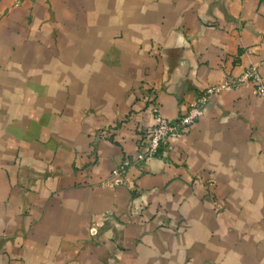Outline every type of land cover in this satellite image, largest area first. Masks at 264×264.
I'll return each mask as SVG.
<instances>
[{"label":"crops","instance_id":"obj_1","mask_svg":"<svg viewBox=\"0 0 264 264\" xmlns=\"http://www.w3.org/2000/svg\"><path fill=\"white\" fill-rule=\"evenodd\" d=\"M264 0H0V264H264Z\"/></svg>","mask_w":264,"mask_h":264},{"label":"built area","instance_id":"obj_2","mask_svg":"<svg viewBox=\"0 0 264 264\" xmlns=\"http://www.w3.org/2000/svg\"><path fill=\"white\" fill-rule=\"evenodd\" d=\"M247 84H252L255 87L257 95L264 96L262 76L257 68H250L237 80H228L220 86H212L206 89L189 107L188 111L176 120L166 119L162 114L160 104L152 101L150 110L154 123L150 135L136 156L125 158L112 172L113 183L115 185L124 184L125 178L132 167L137 166L140 168L144 162L159 158L169 140H176L186 135L204 114L212 95Z\"/></svg>","mask_w":264,"mask_h":264}]
</instances>
